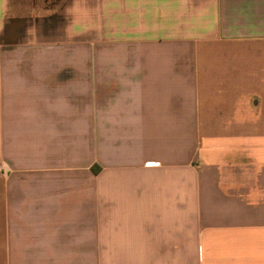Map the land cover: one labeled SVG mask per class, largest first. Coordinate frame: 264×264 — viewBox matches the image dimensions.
<instances>
[{"label": "crops", "instance_id": "crops-1", "mask_svg": "<svg viewBox=\"0 0 264 264\" xmlns=\"http://www.w3.org/2000/svg\"><path fill=\"white\" fill-rule=\"evenodd\" d=\"M0 264H264V0H0Z\"/></svg>", "mask_w": 264, "mask_h": 264}]
</instances>
